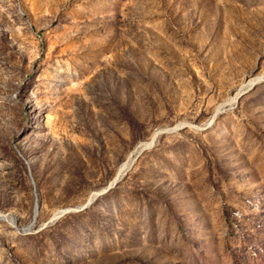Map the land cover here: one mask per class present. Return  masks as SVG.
<instances>
[{
	"label": "rangeland",
	"instance_id": "1",
	"mask_svg": "<svg viewBox=\"0 0 264 264\" xmlns=\"http://www.w3.org/2000/svg\"><path fill=\"white\" fill-rule=\"evenodd\" d=\"M0 264H264V0H0Z\"/></svg>",
	"mask_w": 264,
	"mask_h": 264
},
{
	"label": "bare ground",
	"instance_id": "2",
	"mask_svg": "<svg viewBox=\"0 0 264 264\" xmlns=\"http://www.w3.org/2000/svg\"><path fill=\"white\" fill-rule=\"evenodd\" d=\"M257 78H258V77L251 79L246 85H244V87H245V86H247V87L249 86V87H250L251 85H253V84L257 81ZM258 79H259V78H258ZM244 87L241 88V89L236 93V96H235V97H237V96H239V95L242 94ZM231 103H232V101H231ZM229 104H230V103H229ZM229 104H228V105H229ZM225 105H227V104H224L222 107L218 108V109L216 110L215 113L221 111L222 108H223ZM215 113H214V115L212 116L211 120L214 118ZM217 116H218V115H217ZM210 122H211V121H210ZM180 126H181V125H180ZM156 134H157V133H156ZM154 137H155V135H154ZM152 140H154V139H151L150 141H147V142H143V143L141 144V146H143L142 149H141V151H143L144 149L150 147V146L152 145ZM138 156H139V155H138ZM127 164H128V161H126V162L122 165V167H121V169H120V173H122V172L124 171V169L126 168V165H127ZM120 177H121V176H120ZM120 177H118L117 179H119ZM116 181H117V180H116ZM116 181H115V182H116ZM115 182H114L111 186H109V189L115 185ZM98 194H99V193H98ZM98 194H97V195H98ZM97 195H96V196H97ZM96 196H95V197H96ZM95 197H91L89 201H91V200L94 199ZM66 211H67V209H66L65 211H63V212H60V213H59L57 216H55L54 218H58L59 215L63 214V213L66 212ZM54 218H53V219H54ZM53 219H51V221H52ZM55 220H56V219H55Z\"/></svg>",
	"mask_w": 264,
	"mask_h": 264
},
{
	"label": "water",
	"instance_id": "3",
	"mask_svg": "<svg viewBox=\"0 0 264 264\" xmlns=\"http://www.w3.org/2000/svg\"><path fill=\"white\" fill-rule=\"evenodd\" d=\"M118 180V179H117ZM67 211H69V209H67Z\"/></svg>",
	"mask_w": 264,
	"mask_h": 264
}]
</instances>
